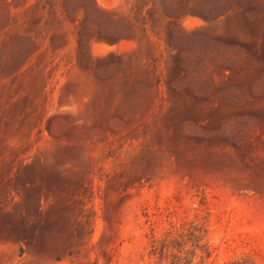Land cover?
Wrapping results in <instances>:
<instances>
[{
    "label": "rangeland",
    "instance_id": "rangeland-1",
    "mask_svg": "<svg viewBox=\"0 0 264 264\" xmlns=\"http://www.w3.org/2000/svg\"><path fill=\"white\" fill-rule=\"evenodd\" d=\"M172 254L264 264V0H0V264Z\"/></svg>",
    "mask_w": 264,
    "mask_h": 264
},
{
    "label": "trees",
    "instance_id": "trees-1",
    "mask_svg": "<svg viewBox=\"0 0 264 264\" xmlns=\"http://www.w3.org/2000/svg\"><path fill=\"white\" fill-rule=\"evenodd\" d=\"M80 36H82L80 33H79V38H78V43L80 45L81 41H80ZM122 36L124 37H129L131 35H120L119 37H106L108 39H111V40H118L119 38H121ZM82 39V37H81ZM175 244H178L177 242H175ZM165 248H167V245L165 242L161 243L159 247H153L152 248V251L154 254L157 253L158 255V258L159 260H162L163 257L166 255V251H165ZM172 260L170 261V264H179L180 262V257L179 255L177 254H172Z\"/></svg>",
    "mask_w": 264,
    "mask_h": 264
},
{
    "label": "bare ground",
    "instance_id": "bare-ground-1",
    "mask_svg": "<svg viewBox=\"0 0 264 264\" xmlns=\"http://www.w3.org/2000/svg\"><path fill=\"white\" fill-rule=\"evenodd\" d=\"M107 5V4H106Z\"/></svg>",
    "mask_w": 264,
    "mask_h": 264
}]
</instances>
